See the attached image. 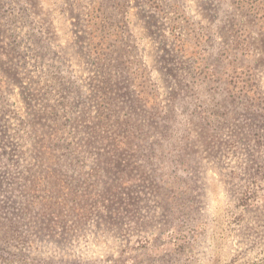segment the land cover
<instances>
[{
    "label": "rangeland",
    "instance_id": "374dc122",
    "mask_svg": "<svg viewBox=\"0 0 264 264\" xmlns=\"http://www.w3.org/2000/svg\"><path fill=\"white\" fill-rule=\"evenodd\" d=\"M0 264H264V0H0Z\"/></svg>",
    "mask_w": 264,
    "mask_h": 264
}]
</instances>
